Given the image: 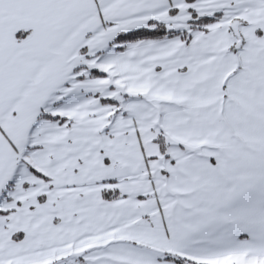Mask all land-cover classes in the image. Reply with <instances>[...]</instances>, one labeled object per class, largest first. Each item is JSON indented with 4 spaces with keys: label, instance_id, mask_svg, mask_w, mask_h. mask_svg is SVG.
Here are the masks:
<instances>
[{
    "label": "snow or ice",
    "instance_id": "1",
    "mask_svg": "<svg viewBox=\"0 0 264 264\" xmlns=\"http://www.w3.org/2000/svg\"><path fill=\"white\" fill-rule=\"evenodd\" d=\"M0 264H264V0H0Z\"/></svg>",
    "mask_w": 264,
    "mask_h": 264
}]
</instances>
